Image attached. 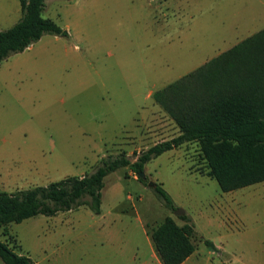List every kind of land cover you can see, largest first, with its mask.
<instances>
[{
  "label": "rangeland",
  "instance_id": "1",
  "mask_svg": "<svg viewBox=\"0 0 264 264\" xmlns=\"http://www.w3.org/2000/svg\"><path fill=\"white\" fill-rule=\"evenodd\" d=\"M42 15L63 32L43 34L0 62L6 192L90 173L106 155L134 160L176 136L151 94L264 28V0H46ZM20 16L19 0H0V30ZM203 169L196 145L183 144L145 164L146 184L128 168L109 173L99 214L80 206L37 215L0 228V238L37 264H144L145 233L167 215L182 223L151 181L194 218L195 244L202 229L212 250L231 245L235 205L224 208L217 181ZM242 191L252 215L264 218V181ZM193 262L204 264L205 255Z\"/></svg>",
  "mask_w": 264,
  "mask_h": 264
},
{
  "label": "trees",
  "instance_id": "2",
  "mask_svg": "<svg viewBox=\"0 0 264 264\" xmlns=\"http://www.w3.org/2000/svg\"><path fill=\"white\" fill-rule=\"evenodd\" d=\"M46 0H19L21 16L11 27L0 30V62L23 51L43 34L59 35L62 28L43 17ZM178 128V134L135 153L100 158L96 168L84 175H72L45 185L13 192L0 190V228L37 215L87 206L99 214L105 177L128 168L137 180L145 164L183 144H195L204 174L215 179L222 192L264 181V28L240 40L193 71L151 94ZM153 191L168 209L177 206L155 182ZM178 224L167 215L148 233L162 264H181L195 250L194 227L186 215ZM9 240L14 241L12 235ZM0 238L3 264H37L29 255L15 250V244Z\"/></svg>",
  "mask_w": 264,
  "mask_h": 264
},
{
  "label": "crops",
  "instance_id": "3",
  "mask_svg": "<svg viewBox=\"0 0 264 264\" xmlns=\"http://www.w3.org/2000/svg\"><path fill=\"white\" fill-rule=\"evenodd\" d=\"M220 53L221 52H219L218 54ZM253 185L254 184H251L228 192H222L220 190V193L218 194L221 199H224L223 204L226 203L225 205H223L224 208L228 206L227 202L229 201L235 205V207L232 209V218L233 220L237 221L238 225L232 228L229 234L232 241L231 245L220 243L215 250H212L208 245L210 238H208V236H205L202 232V229H200L201 242H199V244H195L194 252L189 255L181 264H198V262H193V259L197 257L201 258L204 255V264H264V218L253 216L252 213L254 210L252 209L254 208L252 206L248 207V202H245L244 200L241 201V197L239 196L240 194H243V191L241 192V190ZM240 207L242 208L240 209ZM245 210H247L246 213H244ZM184 215L189 218L190 223L194 227V232H197L198 234L199 231L194 218H192L191 215L187 214V212H185ZM183 223L184 221L182 220L181 224ZM145 236L149 250V258L146 262H144V264H162L153 247L149 235L145 233ZM230 252L233 253L232 260L226 258ZM236 255L238 256L236 257Z\"/></svg>",
  "mask_w": 264,
  "mask_h": 264
},
{
  "label": "water",
  "instance_id": "4",
  "mask_svg": "<svg viewBox=\"0 0 264 264\" xmlns=\"http://www.w3.org/2000/svg\"><path fill=\"white\" fill-rule=\"evenodd\" d=\"M139 176H140L142 179H146L145 171L140 172V173H139ZM148 184H149V185H154V183L151 182V181H149ZM174 213H176V214H183L184 212H183L181 209L177 208V209L174 210Z\"/></svg>",
  "mask_w": 264,
  "mask_h": 264
}]
</instances>
